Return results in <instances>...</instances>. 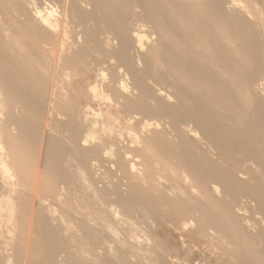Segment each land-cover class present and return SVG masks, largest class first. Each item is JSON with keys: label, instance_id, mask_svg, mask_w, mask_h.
<instances>
[{"label": "bare ground", "instance_id": "bare-ground-1", "mask_svg": "<svg viewBox=\"0 0 264 264\" xmlns=\"http://www.w3.org/2000/svg\"><path fill=\"white\" fill-rule=\"evenodd\" d=\"M186 243L264 264V0H0V264Z\"/></svg>", "mask_w": 264, "mask_h": 264}, {"label": "rangeland", "instance_id": "rangeland-1", "mask_svg": "<svg viewBox=\"0 0 264 264\" xmlns=\"http://www.w3.org/2000/svg\"><path fill=\"white\" fill-rule=\"evenodd\" d=\"M98 169H99V172H97V171L95 172L96 174L98 173V175H99V180L97 179V182H98L97 183V186H100L102 188H105L104 185H108V182L109 181H113V179H114V181H116L117 177H115V176H109L108 173H106L105 170L101 171L100 168H98ZM100 171L103 172V173H101ZM102 174L104 176H102ZM98 175H96V176H98ZM100 176H102V177H100ZM105 177L109 181L106 180ZM100 178H102L103 181ZM101 184H103V185H101ZM128 221L130 223L132 222V224L134 225V228L136 226L135 230H136L137 233L140 234V236H139L140 239L139 240L143 241V239H145L144 234H146V232L148 230L147 226L143 222L139 221L138 220V216L135 215V214H133L128 219ZM123 232H124L123 227L120 226V225H118L117 226V235H118L117 237L120 236V238H118V240H120V241H122V238L124 237L123 236ZM157 233L159 234L158 237H160V239L165 244H167L169 247L178 246L180 244V239L185 236V233L173 232V231H170L169 229L167 230L165 228H160V230H158ZM108 244H109V248H114L115 247V244L112 243L111 241ZM99 253H100V251H99ZM101 253H102V251H101ZM179 256H180V261L176 262V260H175L176 263H173V264H212L214 262L213 261V257L210 256V253L205 248L195 247L193 244H191L189 246L186 243L184 246L180 247L179 248ZM63 257H64V255L61 256L60 261L64 263V258ZM62 258H63V260H62Z\"/></svg>", "mask_w": 264, "mask_h": 264}]
</instances>
